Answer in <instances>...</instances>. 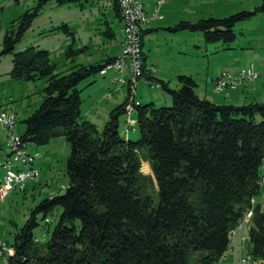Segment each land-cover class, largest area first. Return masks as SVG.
Here are the masks:
<instances>
[{
  "label": "trees",
  "instance_id": "16d2710c",
  "mask_svg": "<svg viewBox=\"0 0 264 264\" xmlns=\"http://www.w3.org/2000/svg\"><path fill=\"white\" fill-rule=\"evenodd\" d=\"M46 1L9 22L0 54L13 50ZM115 8L119 14L117 0ZM258 10L264 0L223 17L182 19L171 28L201 30L206 40L228 44L236 37L234 22ZM113 58L75 63L60 73L47 49L31 45L13 53L12 77L46 80L39 105L23 119L21 138L46 143L63 135L70 150L67 184L40 199L14 230L7 264H214L249 208L248 251L264 264V211L254 203L264 168V100L217 103L196 92L191 74L177 75L178 88L156 79L172 103H138L139 137L132 139L118 129L129 88L103 127L81 113L78 83ZM142 146L156 178V205L147 191L151 174L140 170ZM57 206L61 210L41 242L33 231L37 214L46 220Z\"/></svg>",
  "mask_w": 264,
  "mask_h": 264
},
{
  "label": "rangeland",
  "instance_id": "374dc122",
  "mask_svg": "<svg viewBox=\"0 0 264 264\" xmlns=\"http://www.w3.org/2000/svg\"><path fill=\"white\" fill-rule=\"evenodd\" d=\"M190 1L191 11L189 17L190 20L194 21L199 17H223L243 9H253L255 5L259 6L263 0ZM37 2L38 0H0V49L9 22L27 8L37 4ZM106 4L107 0H47L40 7L39 13L34 16L32 24L15 42L13 50L0 54V105L7 103L15 111L17 119L13 128V135H20L24 131L25 123L23 119L39 105L42 98V89L46 84L45 78L26 80L12 77L9 71L13 64V53L31 45L36 46V48L47 49L50 58L56 63V71L60 73L75 68V66L72 67L75 63H89L98 61L106 55L116 53L118 55L121 51L118 32L112 37L107 36L105 31L107 25L104 22L105 17L102 11L107 12L110 23L120 24V21L109 5L105 9ZM154 10H157V8ZM152 12L148 15V21L151 16H158V13L154 16ZM233 28L236 37L228 44L222 40H206L201 30L184 29L185 42L181 53L171 52V57L165 59L169 68V72L165 76V79H169L168 86L178 88L180 84L177 75L187 73L193 75L196 80L195 90L200 96L204 91L205 82L209 92L214 93V97L222 94L223 99L226 96V98L234 100L233 92L237 93L241 90V87L245 88L243 94L248 95L252 86H255L256 80L248 81L247 86H230L222 90L215 88L214 80L223 70L236 74L239 70L249 66L251 62H253L254 70L260 73L258 77H264V72L260 71L264 64V11L258 10L248 17L236 20ZM69 30L71 33L72 30L75 31L78 38L72 37ZM84 44L88 45L89 48L84 47L85 49H82ZM69 47L74 49L73 52H69ZM90 52L95 53L94 58L91 57L92 53ZM149 66L152 67V65ZM103 67L106 68L107 66L104 65ZM110 68L105 74L97 71L78 83V87H81L82 101L80 107L83 116L95 122L98 128L103 127L105 121L109 118V110L127 96V83L120 84L115 77L125 71L123 76L127 79L129 76L127 75L128 70L116 71L111 80L110 76L113 70L111 71ZM153 70H155V67ZM151 76L153 78V75ZM212 77H214L213 80ZM90 80L92 82L86 84ZM257 87H264V80L258 83ZM135 98L143 102L153 101L155 106L170 105L172 103V95L168 90L163 88L160 83L155 86L150 85L144 80L143 75L138 78ZM214 101L219 103L217 98ZM93 103L95 107L92 108ZM132 113L131 117L136 119L135 111ZM133 126L134 128L131 129V126L126 125V114L124 116L121 113L118 124L119 132L123 136L137 139L139 129L136 121ZM0 138L2 140L0 145L7 149L9 136L1 125ZM26 149L34 155L33 165L37 169V174L27 182V187L9 190L0 202V242L5 241L8 246L13 239L14 230L23 225L36 203L47 195L62 191L63 186L68 181L65 163L70 144L63 135L56 136L46 143H28ZM148 150L147 146H142L139 149L140 170L144 174H151L152 182L147 191L151 195L153 205H156L158 200L157 183L150 167ZM260 188L262 194L258 191L254 195V197L258 196V199L264 197V184H261ZM261 207L264 211V202ZM60 210L61 207L57 206L52 213L47 215L46 220L41 217V213L37 214L39 223L33 231L39 241L43 242L47 239ZM241 227H243L246 236L241 238L236 235L235 243L226 250L225 255L218 260V264H241L240 259L247 254L249 247L247 238L249 222H243L235 229ZM8 254L7 251L0 254V264H4Z\"/></svg>",
  "mask_w": 264,
  "mask_h": 264
},
{
  "label": "built area",
  "instance_id": "2783aa9c",
  "mask_svg": "<svg viewBox=\"0 0 264 264\" xmlns=\"http://www.w3.org/2000/svg\"><path fill=\"white\" fill-rule=\"evenodd\" d=\"M161 0H157L159 3ZM119 7V17L121 21V51L118 55L109 61L106 66L112 67L116 71L123 72L128 70L129 76L127 79L123 74H119L115 79L120 83H127L129 88L128 98L124 103L123 110L126 114V125L134 128L133 124L136 119L131 117V113L134 112L135 106L140 101L135 98L136 88L138 86V78L143 75L144 80L150 85H158V83L148 74L145 73V66L142 58V25L148 21V14L143 7L142 0H117ZM154 16L157 15V10L152 12ZM152 67L149 72H152ZM104 71V68L101 69ZM260 71L264 72V64ZM259 74L250 67L247 69H241L236 74L230 71L223 70L214 80V86L218 90H222L226 87L243 86L248 83L249 80ZM17 116L13 107L7 103L0 105V125L9 136V142L7 149H4L0 145V166L3 169V175L0 179V202L3 200L7 192L11 189H24L27 186V182L32 180L36 174L37 169L33 165L34 155L26 149L27 143L23 141L20 135H13V128ZM260 182L264 184V168L260 178ZM65 186H63L64 188ZM51 195V194H50ZM252 213V208H249L238 220L236 225L240 226L243 222H248ZM234 228L232 229V233ZM0 254L7 251L9 254L12 252L11 246L7 242H0ZM224 256V255H223ZM241 264H258L259 260L251 255L249 251L245 256H242ZM4 264H7V258ZM218 264V262L214 263Z\"/></svg>",
  "mask_w": 264,
  "mask_h": 264
},
{
  "label": "crops",
  "instance_id": "0c3cea01",
  "mask_svg": "<svg viewBox=\"0 0 264 264\" xmlns=\"http://www.w3.org/2000/svg\"><path fill=\"white\" fill-rule=\"evenodd\" d=\"M142 3H143V7L146 10L148 15H150L151 12L153 11V9H155V8H157V13H158V16H156V17L151 16L149 21H147L143 24L141 49H142L143 62H144V66H145V72L149 73L150 75H153L154 80L162 79V80L168 81L169 79H165V76H167V74L169 72V68H168L167 63L165 62V59H169V57H171V54H172L171 52L181 53L184 42H185L184 41V38H185L184 29H188V28L172 29L171 26H173V24H175L176 22H178L182 19L190 20L189 16H190V11H191V1L190 0H162L158 4L157 0H142ZM106 5L107 6L105 9H107V7L110 6L112 12L114 13L115 16H117L118 20L120 21L119 14L115 8V0H107ZM255 6H257V5H255ZM99 10H101V8H99ZM102 14L105 17L104 22L107 25V29L105 30L107 32V36L112 37V36L116 35L118 32V38H119L118 41L120 44V40H121V36H122V34H121V21H120V24L110 23L111 21L108 18L107 12L102 11ZM75 33L76 32L75 31L73 32V30H72V33H71L72 37L78 38V36H76ZM84 47L89 48V46L85 45V44L83 45L82 49H85ZM87 50H89V49H87ZM90 53H92V52H90ZM116 54L106 55V57H104L102 59L100 58L98 61H92L89 63L102 62L108 57L116 56ZM167 54H169V55L165 58V56ZM94 55H95V53H92L91 57L94 58ZM82 64H88V63H82ZM250 64L252 65V68L254 69L253 62H251ZM250 64H249V66L245 67L244 69L249 68ZM149 65H152V67H155V70H153L152 72H149V70L152 68ZM103 68H104V71H101V69L99 71L101 74H105L107 72V70H109L110 67L109 68L103 67ZM110 70L111 71L113 70L111 72L112 75L110 76V79L112 80L114 75L116 74V70L113 68H110ZM123 74H125V71ZM259 74H257V76H255L251 80H249V82L252 80L257 81L255 86H252L251 92H249L251 94H249V93H248V95L243 94V92L245 91V88L241 87V90L237 91V93L233 92L234 100L232 98L231 99L226 98V96L223 99L222 94H221V96L214 97L213 96L214 93L212 91L209 92V89L207 87L206 82L204 83V88H203L204 91L201 94L203 96L208 97L212 101H214L215 98H217V101H219V103H236V104H238V103H244L243 101L248 102L251 100H264V87H259V88L257 87V84L264 80V77H262V76L258 77ZM127 75H129L128 71H127ZM213 78L214 77H212V80H213ZM91 82H92V80L88 81L86 84H89ZM212 83H213V81H212ZM168 85H169V83H168ZM234 89H237V88H234ZM208 92L210 93V95ZM121 102H119V103H121ZM140 102H143V101L140 100ZM117 105H115V106H117ZM93 107H95L94 103L92 105V108ZM110 110H109V112H110ZM81 113H82V111H81ZM121 113H123L125 116L124 111H122ZM121 113L118 114V123H119V117H120ZM82 115H83V113H82ZM132 116H133V113H132ZM1 142H2V140L0 138V144H1ZM263 166H264V159H263L262 167ZM2 175H3V169L0 166V179H1ZM260 187H261V185H260ZM259 191L262 194L261 188H259ZM263 200H264V197H260L259 199H258V196L254 197V203H259L260 207L262 206V204L264 202ZM235 228H234V231L232 233L230 246L228 248L233 246V244L236 241L237 236H239L241 238L246 236V233L243 230V227L237 228V229H235Z\"/></svg>",
  "mask_w": 264,
  "mask_h": 264
}]
</instances>
